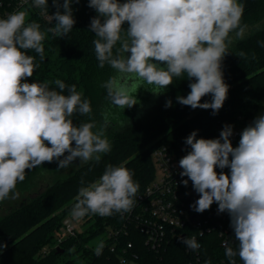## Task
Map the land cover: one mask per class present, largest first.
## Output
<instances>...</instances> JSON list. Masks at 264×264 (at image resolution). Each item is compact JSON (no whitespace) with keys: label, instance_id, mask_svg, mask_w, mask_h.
<instances>
[{"label":"clouds","instance_id":"clouds-1","mask_svg":"<svg viewBox=\"0 0 264 264\" xmlns=\"http://www.w3.org/2000/svg\"><path fill=\"white\" fill-rule=\"evenodd\" d=\"M74 2L79 0H52L56 11L50 15L48 0H23L27 7L0 18V202L19 198L17 185L25 181L26 170L53 161L58 162L57 170L77 159L81 164L98 163L111 151L106 135L110 112L102 113L99 126L94 120L77 125L73 116L91 117L92 107L75 84L56 79L51 82L55 88H50L49 81L26 82L40 66L28 53L35 52L43 61L47 35H68L76 23ZM88 6L97 13L90 31L96 37L98 66L108 65L115 73L101 84L112 107L132 108L139 89L158 96L182 77L190 81V92L176 97L179 104L211 109L213 114L223 107L229 90L223 60L230 46L249 31L242 23L245 6L240 0H89ZM32 9L52 26L42 30L40 23L30 20ZM235 55L247 56L243 51ZM207 95L211 102L201 103ZM171 106L169 99L164 107ZM232 136L233 126L227 124L219 138H197L193 131L185 140L191 150L179 160L180 175L187 177L183 185L191 181L199 195L191 205L195 212L203 213L216 203L218 213L230 215L238 243L234 249L224 242L229 264H237V256L243 264H264V114L242 130L236 147ZM217 168H228L230 174L218 173ZM133 176L124 166L108 165L98 180L79 189L71 220L130 212L140 187ZM181 243L193 251L200 248L194 236L181 238ZM105 246L103 239L97 240L94 254L100 256Z\"/></svg>","mask_w":264,"mask_h":264},{"label":"trees","instance_id":"trees-1","mask_svg":"<svg viewBox=\"0 0 264 264\" xmlns=\"http://www.w3.org/2000/svg\"><path fill=\"white\" fill-rule=\"evenodd\" d=\"M19 1L0 0V16L27 7H20ZM240 2L245 6L242 23L249 28L257 24L261 27L259 30L252 29L243 40L235 41L223 60L224 81L229 85V90L219 112L213 114L211 109H192L179 104L176 97H186L190 92V81L182 77L165 89L161 101L154 107H147L143 118L138 120H128L127 117L124 120L106 99V90L101 84L115 73L108 65L101 69L95 57L93 40L96 37L90 31V22L97 13L88 6L89 0L72 4L76 20L73 29L62 39L47 35L43 61L35 52L28 53L36 56L40 66L26 82L49 81L50 88H55L51 82L56 79L63 80L67 85L75 84L77 91L90 100L92 107L91 117L79 114L73 116V122L77 125L94 120L99 126L103 122L102 113L110 112L106 135L112 145L111 151L103 154L98 163L90 161L77 165L79 167L71 175L50 184L44 192L0 218V264H120L121 250L115 253L111 251L113 240L109 237L104 240L106 246L100 256L94 254V248L95 240L107 230L110 232L124 227V213H114L110 217H85L83 229L76 236L58 243V233L69 216L79 189L98 180L108 165L124 166L134 173L133 179L140 185L137 197L155 180L153 153L156 148L165 145L175 149H191L185 140L193 131H197V138L211 139L223 124L247 122L257 117L264 109V47L261 46L264 44V0ZM48 6L49 14H54L56 8L52 0H48ZM29 19L40 23L42 30L52 26L39 15L38 9L30 10ZM127 27L125 23L124 28ZM240 51L247 54L246 58L235 55ZM64 94H67V90ZM169 99L172 106L165 108ZM211 99V95H207L201 103L211 102ZM53 167L58 169L57 161L45 162L36 169L26 170V179L18 183L17 190L30 181L37 183V179L46 177L47 171ZM220 171L230 174L228 168ZM204 240L206 251L215 248L225 255V250L218 248V241L212 235L206 236ZM128 241H133L143 264H187L189 260L186 246L180 238L167 244L160 254L148 250L144 236L138 231L122 238V244ZM73 247L75 252H69ZM72 256L78 257L79 261ZM235 259L241 261L238 256Z\"/></svg>","mask_w":264,"mask_h":264},{"label":"built area","instance_id":"built-area-1","mask_svg":"<svg viewBox=\"0 0 264 264\" xmlns=\"http://www.w3.org/2000/svg\"><path fill=\"white\" fill-rule=\"evenodd\" d=\"M19 6H24L23 0L19 1ZM7 14L9 13L0 18L6 17ZM254 119L227 124L233 126V136L230 137L233 147L238 146L242 130ZM225 125H221L211 139L219 138ZM190 150L184 147L175 149L165 145L155 149L153 158L161 171V176L136 197L133 209L124 213L126 218L124 227L109 232V238L113 240L111 251L115 253L121 250L120 264L121 261H126L127 264H143L133 241L122 244V238H127L133 231L142 234L148 250L158 254L164 251L171 241L181 239L183 236L184 238L194 236L200 248L193 251L185 247L189 256L187 264H205L209 259L212 264H229L227 257L217 252L215 248L206 251L204 239L212 235L218 241V248L222 250H225V241H228L229 246L236 247L238 242L235 241L234 231L230 226V215L227 212L218 213L217 204H213L203 213L195 212L191 205L199 195L194 191L191 181L187 187L182 183L187 177L180 175L183 169L179 167V160ZM220 170L216 169L218 173ZM80 225H76L68 216L58 233V243L70 236H76L81 229ZM236 262L243 264L238 259Z\"/></svg>","mask_w":264,"mask_h":264},{"label":"rangeland","instance_id":"rangeland-1","mask_svg":"<svg viewBox=\"0 0 264 264\" xmlns=\"http://www.w3.org/2000/svg\"><path fill=\"white\" fill-rule=\"evenodd\" d=\"M255 26H253V28L252 27L249 28V31L247 32L246 36L250 35V33L252 32V29L253 30L256 29ZM136 96L138 100V103L136 105H134L132 108H126L125 110L116 108L115 109L116 114L120 115L121 117H124V120H125V117H127L126 119L128 120L129 118H133V119L135 118L136 120H138V119L143 118V116L145 115L147 111L145 110L147 107H150V106L154 107L161 101V94L158 96L154 95L150 90L144 89V88L139 89ZM261 114H264V109L258 113L257 117ZM80 164L81 163L79 159H77L73 161L69 167L65 169H61L59 172L58 170H56V167H53L52 169L47 171L48 175L46 177L44 178L41 177V179L40 178L37 179V183L35 182L36 184L31 181L29 183H26L22 188L17 190L20 193V196L18 199L16 200L9 199V200L0 202V218L4 217L12 209L20 206L22 203L26 202L27 200L33 199L40 193L44 192L50 184L56 182L59 179H65L67 176L71 175L79 167L77 165H80ZM160 176H161V171L158 168V166L155 164V179L159 178ZM69 218H70V215H69ZM84 221H85L84 219L79 222H75L72 220V222H74L76 225L77 224L80 225ZM80 228H79L80 230L83 229L82 225H80ZM108 237H109V230H107L104 234H102L100 237H98L95 240V245H96L97 240L99 239L107 240ZM72 257L76 258L79 261L78 257L76 256H72Z\"/></svg>","mask_w":264,"mask_h":264},{"label":"water","instance_id":"water-1","mask_svg":"<svg viewBox=\"0 0 264 264\" xmlns=\"http://www.w3.org/2000/svg\"><path fill=\"white\" fill-rule=\"evenodd\" d=\"M198 217V216H197ZM183 238H184V236H183Z\"/></svg>","mask_w":264,"mask_h":264}]
</instances>
